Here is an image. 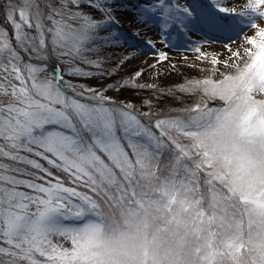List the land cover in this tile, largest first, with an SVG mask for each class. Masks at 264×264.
<instances>
[{
    "label": "snow or ice",
    "instance_id": "1",
    "mask_svg": "<svg viewBox=\"0 0 264 264\" xmlns=\"http://www.w3.org/2000/svg\"><path fill=\"white\" fill-rule=\"evenodd\" d=\"M125 23L228 57L164 87ZM0 264H264V0H0Z\"/></svg>",
    "mask_w": 264,
    "mask_h": 264
},
{
    "label": "rangeland",
    "instance_id": "2",
    "mask_svg": "<svg viewBox=\"0 0 264 264\" xmlns=\"http://www.w3.org/2000/svg\"><path fill=\"white\" fill-rule=\"evenodd\" d=\"M245 0H221V3L224 6L234 7L237 11L242 9ZM134 25L125 23L123 25L124 32L123 38L127 40L129 45L135 46L136 52L145 53V55H140L136 60H133L129 65L124 69V72H128L133 68H145V79H150L155 83H158L164 87H172L180 82L187 80L189 78H198L202 77L204 73L199 71V68L207 67V62L201 64L196 60L198 53L195 51V48L199 45H203L202 51L207 54L208 58L211 59L214 56H218L221 60L228 57V52L225 50V43H227V36L224 34H209L208 37L201 36L197 34L196 36L186 37L178 32H173L168 37V44L171 47H165L161 43L162 37L154 30L155 26H150L149 28H141V36L134 38L130 35L131 31L134 30ZM249 35L251 33H248ZM151 39L156 44V51L166 50L169 54V61L157 66L156 69H147L146 64L154 63L153 50L149 48L144 41ZM241 39H237L235 43L231 46L235 49L238 45L242 44ZM123 49L116 50V55L119 56L123 53ZM132 51V49H129ZM187 57V59H185ZM171 65H175V69L171 68ZM189 65H197L196 67H190ZM159 73L158 79L156 74ZM175 103L172 100H164L163 104L165 107ZM187 103V101H186Z\"/></svg>",
    "mask_w": 264,
    "mask_h": 264
}]
</instances>
